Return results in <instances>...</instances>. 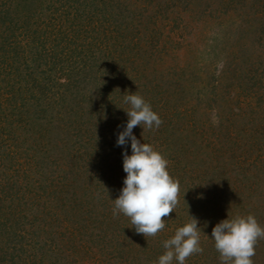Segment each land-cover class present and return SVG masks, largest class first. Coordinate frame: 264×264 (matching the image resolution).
<instances>
[{
    "label": "trees",
    "instance_id": "16d2710c",
    "mask_svg": "<svg viewBox=\"0 0 264 264\" xmlns=\"http://www.w3.org/2000/svg\"><path fill=\"white\" fill-rule=\"evenodd\" d=\"M142 4L126 0H0V264H85L88 258H92L89 264H95L99 253L103 263L98 264H141L147 258L158 264V258L165 253L163 242L168 239L162 236L163 230L146 238L136 233L129 217L123 213L113 215V201L119 197L127 174L123 162L112 163L117 150L107 145L108 141H118V133L110 135L112 113L126 94L143 92L141 87L131 90L130 84L139 86L148 78L146 56L149 52L153 56L158 47L152 48V41L164 34L158 22L167 21L172 34L194 38L195 44L204 43L203 47L204 26H209V20L218 22L212 36L213 48L223 46L231 35L238 39L253 36L256 27H260L264 40V0H142ZM206 8L213 11L208 15L211 19L196 22L195 16L202 18ZM107 40L112 45L104 50L113 47L116 54L114 71L108 69V61L101 62L98 56ZM184 69L181 72L186 74ZM183 80L177 79V83L191 82L189 78L182 83ZM171 82L172 90L175 88ZM247 82L250 90L264 89V69ZM192 83L194 86L188 87L192 93L183 96L184 91L181 99L192 105L199 97L198 103H203L209 98L204 83L201 89L199 81L192 79ZM164 84L163 80L154 84V97L159 100L160 95L167 96L165 103L169 104L173 96L180 95L175 94L176 90L159 92ZM251 91L247 96L252 97ZM260 95L262 100H255L256 107L264 105V95ZM153 101L151 106L157 105ZM123 104L128 107L126 111L131 109L130 104ZM249 108L253 115L250 123L246 121L238 128L236 119L244 122L243 116L228 120L220 116V132L213 136L226 142L221 153H216V148L210 151L209 144L202 148L207 138L184 127L185 111L179 112L178 108L176 116L162 115L165 120L158 129L145 130L156 139L164 135L168 170L180 181L178 209H183L171 213L180 225L172 227L173 231L184 225L183 220L190 222L191 216L199 221L202 234L203 228L214 227L218 218L223 219L221 209L205 207L199 192L192 191L196 187H191L186 178L197 187L207 179L205 185L213 192L217 190V171L230 169V178L238 181L247 157L262 151V143L256 140L247 145L246 137L253 129L242 132L264 120V112L257 118L261 113L252 105ZM128 119L119 121L115 130L121 133ZM232 124L236 134L221 137L220 141L222 131ZM196 136L198 142L201 140L198 146ZM139 140L153 143L151 136L146 141ZM187 146L197 149L187 160L194 173L182 175L180 170L185 167L175 154L180 151V155H186ZM117 148L124 150L122 154H132L128 143ZM214 154L223 156L228 164L225 170L214 167V174L209 175L206 164ZM102 159L112 165L120 163V173L105 171ZM112 165L110 169L114 170ZM232 207L231 212L238 208ZM129 231L135 233L133 237H128ZM42 236L46 241L35 247L34 241ZM202 246H207L203 252L207 261L209 251L218 252L214 243Z\"/></svg>",
    "mask_w": 264,
    "mask_h": 264
},
{
    "label": "rangeland",
    "instance_id": "374dc122",
    "mask_svg": "<svg viewBox=\"0 0 264 264\" xmlns=\"http://www.w3.org/2000/svg\"><path fill=\"white\" fill-rule=\"evenodd\" d=\"M126 1L129 2V4H133V3L136 4L138 2L139 5H143L142 0H126ZM209 13H213V11L210 12V9H207V13L206 14L203 13L204 15H202V18L200 17L197 18V16H195L194 20H196V22L205 21V20L207 21V19H211L208 17ZM54 17L56 18L57 16H54ZM158 21H160V19ZM209 21H210L209 26L208 25L204 26L205 37H206L204 40L205 45H206L205 47H203L204 43L201 45H196L194 42L195 41L194 38L187 39L186 35H183V37L179 35L177 37L176 34H172V32H170L172 28H170V23H168L167 21L162 20V22H158V26L159 27L161 26V29H162L161 31L164 34L161 37L159 36L157 40L154 39L152 41L154 42L152 44V48L158 47L157 50L153 53V56L150 55L151 54L150 52H149V55L146 56V61L148 62L147 67L149 68L147 69L146 72H147L149 79L147 78L139 82L138 83L140 84L139 86H134V84H130L131 85L130 89L132 90L133 87L135 88L141 87V89L143 88L142 89L143 92H140L139 95H141L150 104L154 102L153 100L157 102V105L155 106L152 105V109L160 116L162 121L165 120V118L162 116L163 114L169 113L170 115L176 116L178 114L177 108L179 109V112L185 111L186 117L182 116L184 117V121H185L184 127L185 128L189 127L190 132H192L193 130L194 132H196V134L198 133L199 136L201 135L202 137L200 138H203V136L204 138H207L205 139L206 141L203 142L202 148L206 149L205 146L207 147V145L209 144L210 151L216 148L215 152L221 153L222 147L223 145L226 144V142L225 143L219 142L213 136V133L218 134L220 132L219 127H218L220 124V119H219L220 116L225 117V119L227 120L231 119L235 115H239L240 117L243 116L242 118H244L245 120L244 122L240 121L239 118L236 119V124H237L236 128H238L239 124L244 123V125H246L245 122L246 121L248 122L252 118L253 115L249 108V105H252L253 107H255V110H257V112L261 113L259 117L257 115H255V117L256 116L257 118L263 117L262 113L264 112V105H262L261 107L260 105H258L256 107L255 100H257L258 102L260 98L262 100V96L260 94L262 93L264 95V89L261 90L258 87L256 88L252 87L251 89L252 91H251L249 89V86L246 84L248 83L247 81L249 78L256 77L257 73L264 69V40H262V38L260 37V31H259L260 27H256L255 31L257 32L253 36H250V37L246 36L242 39H238L237 37L231 35L229 41L227 40V42H225V44L223 45L224 47L219 46L218 48L217 46H215L213 48L212 47V44H213L212 36L217 31L218 22L216 23L215 20H213V22H215V24H213L212 20H209ZM162 26L164 27L162 28ZM167 31H169V33H167ZM158 35H160V33ZM140 37L143 38L142 35ZM111 42H112L111 40H107L105 44L101 46L102 49L100 48V51H98L99 53L98 56H100L101 62L108 61V63H110L108 66V69H110L111 71L112 70L114 71L117 69L116 67H113V65H117L115 61L116 58H114V56H116L114 49L113 47H110L111 52L109 50H104V47H106L107 45L108 46L112 45ZM139 50L143 51V49H139ZM103 51H105V55L102 54ZM227 57L229 59L226 61L225 59ZM183 68H185L184 70H186L187 68L186 71L188 72L186 74H183L181 72ZM225 70H226V73L223 74ZM180 78L185 79V81L188 78L191 79V82L189 84L193 86H194V83H192V79L197 80V82L199 81L200 89H201V85H203L204 83L203 88H206V90H204L205 95L208 96L209 98L205 100L203 103H198V101L201 102V100L198 97V99L195 100L192 105L189 103L185 104L187 103V100H182L181 98H183V96H186L187 93H192V92H190L188 88L189 84L180 85L177 83V79H180ZM160 80L165 81L166 84L163 85V89H161L159 92H162V93L163 91L172 92V90H176L175 94L180 95L177 97L172 95L175 98L173 99L171 98L169 104L165 103L167 101V98H166L167 96L160 95L159 96L160 101L158 100V98L155 99L154 97L155 88L153 86L155 83L159 82ZM169 80H172L171 83H173V86H174L173 88L175 89H172V90L169 89V84H170ZM185 81L183 80L182 83ZM246 86L248 87L245 88ZM179 91L182 93L180 94ZM184 91L185 93L182 96ZM249 91L252 92V97L247 96V94H250ZM123 103L124 102L120 101V104H118L117 108H115L112 113V116L114 117L112 121L114 122H111L110 135H112V133L115 131L114 133H118L116 135L118 137L120 132L118 130H115V128H118L119 125L121 124L119 121L123 122V120L125 119L127 120L128 118V116L126 118V114H125V111L128 107H125ZM164 105L166 107H164ZM121 107H123L124 110ZM242 107H246V109H243ZM116 117L120 118L119 121ZM123 124H126V123H123ZM142 127L139 126L133 129V134L137 137V139H143L146 141L148 137L151 136L152 141H153V143L151 142V145L157 151L161 152L164 156H166L165 145L163 144L165 143L163 141L164 135L161 133L160 136L162 139H156L151 134L150 135L148 134L149 136L145 134V131L143 133ZM107 128H108V125H107ZM234 128L235 126L232 124L231 126L226 128L227 130L222 131L220 135V141H221V137L222 139H224V138H227L229 135L230 136L235 135L236 133H235ZM251 129H253L252 133L250 134V136L246 137L248 138L247 145L250 146L251 143L254 140H256L257 143H262L261 144L262 151L258 150L256 152L257 154L252 155V156H249L247 154V156H249L247 157L248 162L243 163L241 165L243 172L241 176L238 178L237 182L236 181L233 182V180L230 178L231 177L230 169L227 170L228 172H222V171H217L219 173L215 172L216 180H217L216 181L217 190L215 192H213V190L211 189H208L209 188L208 185H205L208 182L207 179H205V182L202 183L204 184L202 187H197L196 183H192L189 178H186L187 179L186 181L190 182L191 187H196V189L194 188L192 191L193 193L199 192L197 193L198 198H201L202 202L206 203L205 207L207 208L212 207L218 210L221 209L220 213L221 212L222 213L221 214L219 213V214L223 219L220 220V218H218V223L228 218H236L237 216H247L251 214L257 217L256 219L260 223L261 226H264V179H263L264 177L261 176L262 174L264 175V120L261 123L258 120V122H256L255 124V127L243 129L242 132L246 134V131L251 130ZM104 131L109 134L108 129L106 130L104 129ZM142 133H143V136H142ZM197 139L198 137L196 136L195 141L198 146V143L201 142V140H199L198 142ZM185 143L187 142L186 141L182 142V144H185ZM107 145L114 146V148L117 150L115 154L112 155V158H113L112 163H114V161H118V162L120 161V163L123 162L124 157H123L122 151L124 150L117 148V146H115L117 144L114 143L112 140L110 142L108 141ZM128 145L129 147H131L130 139L128 141ZM195 150L197 151V149H194L191 146H187L186 155H183V154L180 155L179 153L180 151L178 152L177 150L178 154H175V155L179 157V160L182 161L181 164L183 165V167H185L184 169L181 168L183 172L180 170V173H182V175L183 173H185L186 175L187 173L188 175H191V173H194V170H192V166H190V162H188L187 160H189L191 154ZM258 154H259V157H257ZM215 155L216 154L211 156L213 159L209 158L208 159L209 162L208 164H206V166L209 167V175L214 174V171H213L214 167H216L217 169L224 167V170H225L226 169L225 165L228 164V163H225L224 159H222L223 156L221 157L219 155L217 157H214ZM241 157H238V158H241ZM255 158L256 160L258 159L261 161L259 163L258 161H254ZM234 160H237V158H235ZM110 163L111 162L109 161L107 162L106 159H102V164L106 165L105 171L108 170L109 173L112 171L120 173V168H121L120 163L119 164L115 163L113 165L112 163L111 164ZM111 165L114 167V170L113 168L110 169ZM210 167H213V169H211ZM195 171L197 172V167L195 168ZM259 172H263V173L260 174ZM196 175L194 176L192 175L193 176L192 178H197ZM232 178L234 177L232 176ZM236 193H238V196H235ZM230 205L232 206L235 205L238 208H236L234 212H231L229 208L232 209L233 207ZM179 208L183 209L181 207ZM176 209H178V206L176 207ZM180 209H178L179 213H180ZM181 216L182 214L180 215V217ZM164 219L166 221V227L165 229H163V234L162 233L161 234L162 236L167 237V239H170L174 236L175 231L177 230V229H174L173 231L171 228L172 227L176 228V226H180V225L177 223L178 221L172 217L171 214L169 217H166ZM186 222H187L186 220H183L184 225ZM218 223H216L214 227ZM168 224L171 227H167ZM56 225H58V223H56ZM58 226L61 228L60 225ZM214 227L211 226V227L203 228L205 233L204 234L200 233L201 234V247H203L202 243H205L207 245L210 242L214 243V240L210 239L212 237L211 233ZM63 230H65V228ZM128 233H129L128 237H133V235L135 234L132 231H129ZM36 239L38 240L36 242L34 241L35 247H37V244H42L43 242L46 241V238H43V236L37 237ZM205 248H207V246L203 247V249ZM209 252H210V255H209L208 261H207L206 254L205 255H203L204 253L195 254L191 256L190 258H188L185 264H222V262L220 261V254L218 252L217 253L215 251L213 252L209 251ZM97 257L94 258L95 264H98L102 260L100 253L97 254ZM90 259L92 258L86 259L85 264L88 263L89 262L88 260ZM253 260H254V264H264V239H261L258 242V245L256 247V255L255 257H253ZM140 262L141 264H154L155 261L154 260L152 261L151 259L147 258L146 261L141 260ZM135 263L137 262L135 261ZM172 264H178V261L174 260Z\"/></svg>",
    "mask_w": 264,
    "mask_h": 264
},
{
    "label": "clouds",
    "instance_id": "9594fccd",
    "mask_svg": "<svg viewBox=\"0 0 264 264\" xmlns=\"http://www.w3.org/2000/svg\"><path fill=\"white\" fill-rule=\"evenodd\" d=\"M124 102L130 104L131 109L126 111L129 119L118 136L117 146H125L130 139L132 154L127 151L123 154V169L127 175L119 197L113 201V215L123 213L130 218L137 234L155 237L166 227L164 218L175 212L181 185L170 174L168 159L133 134L137 126L143 125L144 131L158 129L163 123L160 116L137 92L126 94ZM191 217L190 222L163 242L166 251L158 258V264H172L174 260L185 264L191 256L203 254L199 221ZM211 236L222 264H254L256 247L264 239V226L254 215L237 216L219 222Z\"/></svg>",
    "mask_w": 264,
    "mask_h": 264
}]
</instances>
